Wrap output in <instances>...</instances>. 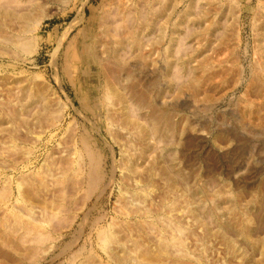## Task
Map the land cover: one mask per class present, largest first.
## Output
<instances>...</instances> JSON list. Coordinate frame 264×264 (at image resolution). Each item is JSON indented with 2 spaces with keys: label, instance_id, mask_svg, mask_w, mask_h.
<instances>
[{
  "label": "rangeland",
  "instance_id": "374dc122",
  "mask_svg": "<svg viewBox=\"0 0 264 264\" xmlns=\"http://www.w3.org/2000/svg\"><path fill=\"white\" fill-rule=\"evenodd\" d=\"M82 1L84 0H65L64 3L61 1L58 3L52 2V0H13L15 4L9 1L16 8H14L16 12L32 13H30V20L24 23V25L27 24V33L22 35L27 38L26 45L23 44L16 48L0 40V121L4 123L0 127V195L6 193L5 196L8 197L0 196L2 198L0 200V213H2L0 214V223L2 222L0 232L4 231V234L0 233V237L2 236L0 238V264H28L26 263V255H23L26 254L25 247L21 243L20 246L16 242L17 237H12V233L8 231L13 225L11 220H15V217L20 219L19 222H23L25 219L24 222L30 221V224L43 222L39 227L53 235L50 240L55 242L48 241L45 244L46 246L51 245V247L44 245L45 247L41 248L48 249H45L46 252L43 250L45 253H42L44 262L41 260L40 264H264V138L255 142L245 136L242 137L235 125L234 119L236 116L232 109L233 104L237 101L241 104L245 102L255 104L257 119L261 118L264 122V86L256 74L251 78L248 69L249 64L256 63L255 60L258 58L254 53L256 50L254 32L256 30L250 23L251 20V22L254 21L253 18L256 17L258 12L256 11L257 13L253 16L251 8L254 9L257 5L262 6L264 0H252L251 6L249 5L247 9L245 8L250 0H228L227 3V0H220V6L219 4L216 5L217 9L221 6L223 9L227 8L225 25L226 27L231 26L233 30L230 28L232 31L228 29L230 31L225 32L227 38L229 35L228 42L225 38L221 37V39L220 36L216 35V39H213V44L206 52V55L207 53L210 54L207 55V59L213 61L211 75L204 74L201 76L199 73L203 92L216 100L212 117L213 123L211 122L209 126H206L204 122L196 120L191 115L190 109H188V103L181 100L180 112L177 113L178 117H175V121H177L179 126L177 127L180 131L182 126L183 129L190 128L188 130L189 139L194 140L195 146L198 144L191 151L187 150L186 155L188 156L190 152L191 157L192 155L198 157L194 160L195 164L189 166L184 164V160L183 162L176 159L175 167L178 168H175V170L183 175L177 177L179 180L175 178L174 182H171L165 175L154 169L144 171L145 173L140 176V180L136 174L129 178L131 174L128 173L126 167L129 166L134 157L131 155L133 154V147L129 145V138L124 137L126 136L125 132L120 131L118 126H112V128L107 126L108 129L101 128L98 131L95 128L93 129L88 116L79 107L73 90L67 83L54 80V74L59 73V70L56 71L52 64L57 39L61 37V33L67 24L75 17L76 13L74 11L80 7ZM98 1L94 0L93 5L95 6ZM205 1L200 0L199 7L205 6L206 10L211 9L209 10V19H211L214 17L216 9L214 10L211 6L205 5ZM36 3L37 6L39 4V9L35 5ZM235 5L236 8H234ZM48 10L57 12V14L53 17L43 18L39 21V26L34 25V22L37 21L36 15L39 14V18L41 12L44 13ZM258 10L260 11V8ZM85 13H88V7H85ZM3 21L4 23L7 22V25L4 24V28H0V37H4L3 33L5 32L7 34L9 32L11 34L19 32V23H14L17 21L11 22L12 19L9 18L3 19ZM73 32L70 34L71 36L74 34ZM184 33L181 30L179 35L182 37L185 35ZM29 45L30 47H28ZM194 45L195 42L192 41L191 47H195ZM253 54L257 57L254 58ZM215 56L217 57L215 58ZM219 62L221 63L218 65ZM205 79L207 83L204 81ZM25 80L32 82L35 87L42 86L40 88H43L42 95L47 101L49 112H53L51 116L58 121L52 117L51 120L45 122L41 120L39 124L31 120L29 115L25 116L26 113H24L23 115L29 119L28 123H31L27 125V128L23 126L20 120L12 119V109L15 108L13 104L17 101L20 87L26 84ZM9 99L10 102H8ZM221 119H223L222 122H225L223 128L218 124ZM74 128L75 133L81 131L82 128L91 131L89 135L92 136V139L96 141V146L101 148L104 152L103 155H105L103 160L105 185L101 191H96L87 198L83 196L82 188H79V190L75 188L78 185L75 186L74 180L73 183L69 179L70 177L63 178L59 174L60 169H62L60 157L65 156L66 158V152H59L70 146V143L67 142H70L68 141L70 131ZM115 129L116 131L119 130L116 132ZM110 132L112 135H109ZM178 137L179 134L176 138ZM125 138L128 142L125 141ZM124 144H128V148ZM259 148L260 150H258ZM227 149L229 152L225 153ZM222 157L224 158L222 159ZM201 158L206 160L207 164L209 162V166L211 165L212 170L209 171L212 172H209V176L206 175V168ZM248 165L252 166L251 171L246 170ZM57 168L58 170H56ZM37 184H45V187L39 185L38 188ZM75 205L76 207H73ZM133 206L135 208H132ZM45 212L48 214H45ZM7 215H12V219L10 220ZM14 215L18 217H14ZM49 215L56 216L51 224L49 221L45 222L46 216L49 218ZM22 216L23 218H20ZM32 216H35L34 219ZM167 218L168 221H166ZM53 221L54 224H59L56 226L57 229L54 227ZM3 228L7 230H3ZM12 229L16 231L14 232ZM12 229L13 233H17V236L20 235V228L16 229L15 225ZM99 231L105 232V240L112 237L113 241L110 239L102 243L99 238ZM38 233L41 232L38 231ZM109 235L111 236L109 237ZM1 240L3 243H1ZM6 242L10 244H8V247ZM62 247H66V249ZM70 254L72 257L75 254V257L72 258ZM48 259H50V263Z\"/></svg>",
  "mask_w": 264,
  "mask_h": 264
},
{
  "label": "bare ground",
  "instance_id": "6f19581e",
  "mask_svg": "<svg viewBox=\"0 0 264 264\" xmlns=\"http://www.w3.org/2000/svg\"><path fill=\"white\" fill-rule=\"evenodd\" d=\"M9 1L13 2V0H0V28L1 29L4 28V24L7 25L6 24L7 22L4 23L3 19L9 18V19H12L11 22L17 21L14 23L15 24L19 23V25H20V27L18 28L19 32L16 34H11L9 32L11 36L8 35L9 33L7 34V32H5V33H3L4 37L1 36L0 40H2L5 44L11 45V46H14L17 48V46L27 44V43H25L27 41V38L23 37L22 34L27 33V29H26L27 24L24 25V23L25 22L27 23V21L30 20V18H29L31 15L30 13H32V12H30V13L28 12V14L27 13H25V14L18 13L15 11L16 8L14 7V5H11ZM54 1L58 2V3L61 1L64 3L65 0H52V2H54ZM93 2H94V0L82 1V3L79 5L80 7L78 9H75V11H74L76 13L75 17L70 21L69 24H67L66 28L61 33V37L59 39H57L58 41H57V43L55 45L56 47L54 49L55 56H54V59L52 60L53 61L52 64H53V67L56 69V71L59 70L60 74L55 73L54 74V80L57 82L63 81L65 83H67L69 85V87L71 88V90H73L74 96L78 101L79 107L81 108L83 113L86 116H88V119L92 123L91 127L93 126V129L95 128L98 131L101 128L102 129L103 128L108 129L109 127L112 128V126H114V127L118 126V128H120V131L123 130L125 132L126 136H124V137L129 138V141H130L129 145L133 147V149H132L133 154H131V155H133V157H134L132 159V161L129 163L128 167H126V165H124L126 167L128 173L131 174V176L129 178H131L132 176H134V174H136V175H138L139 180H140V176L143 175L146 171H148L147 169H149V170L154 169L155 171L161 172V174L165 175L167 177V179H169L171 182L172 181L174 182L176 179H178L177 177H181V175H183V174H180V172H178L177 170H175V168H178V167H175L176 166V164H175L176 159H179L182 161L184 160L185 161L184 164L189 166L190 164L191 165L195 164L194 160H196L198 157V156L196 157L193 155L191 157L190 152L188 153V156L186 155L187 150L191 151L198 144L195 146V142H193L194 140L191 141V139H189L188 130L190 128L186 127L183 129V126H182L181 131L178 129L179 126L177 125V121H175V117H178L177 113L180 112L179 108L181 106L180 105V103L182 102L181 100H184L185 102L188 103V106H189L188 109H190L191 115L196 120H199L200 122H204L206 124V126L207 125L209 126V123L212 122L213 110H214V107L216 104V100L212 99L209 95H206V93L203 92V88H201L202 83H201V78L199 76V73L201 74V76H203L204 74L205 75H211L210 73H212L211 70L213 67L212 66L213 61L211 62V61H209V59H207L208 58L207 55H210V54L207 53V55H206V52L209 50L210 45L213 44L212 42H213V39L216 37V35L220 36V38L221 37L225 38V40L227 42L229 40V35L227 38L226 33H228V31H230L232 28H231V26L226 27V25H225L226 14H227L228 10H227V8L223 9L222 6H221V8L218 7V9H217L216 5L219 4V6H220V2H221L220 0H206L204 2L205 5L211 6L212 9H214V10L216 9L214 11L215 12L214 17L209 19L210 18L209 17L210 16L209 10H211V9L206 10L205 6H203L204 8L203 7L200 8L199 7L200 0H99L95 6L93 5ZM227 2H228V0L226 1V3ZM262 2H264V1H262ZM18 3H20V2H18ZM32 3H35V2H32ZM251 3H252V0H250V2L248 3V5L245 9L249 8V5ZM13 4H15V3L13 2ZM35 5L37 6V3ZM38 6H39V4H38ZM225 6H227V4H225ZM228 6H230V5H228ZM255 6H256V4H255ZM85 7H88V13L87 14L85 13ZM231 7H233V6H231ZM258 7H259L258 5H257V7H254V9L250 7L253 16L257 12L259 13V14L257 13L256 17L253 18L254 19L253 22H251L252 20L250 21L251 26L255 27L254 30H256L254 32L255 36H256V40H255L256 41V43H255V46H256L255 49L256 50L255 51L253 50V51H254L255 55L258 56V58L255 60L256 63L249 64L248 69H249V75L251 76V78L253 75L256 74V76L259 78V81L264 86V4L259 7L260 11L258 10L259 9ZM234 8H236V5L234 6ZM34 9H36V8H34ZM38 9H39V7H38ZM36 13H37V11H36ZM41 13L42 14L40 15L39 18H38L39 14L36 15L37 21L34 22L35 23L34 25H36V26H39V24H40L39 21H41L43 18L53 17L57 14V12H52L51 10L45 11L44 13L41 12ZM234 18H235V16H234ZM6 21H8V20H6ZM234 23H237V22H234ZM28 26H29V24H28ZM227 26H228V24H227ZM234 26H235V24H234ZM16 28H17V26H16ZM228 29H230V30H228ZM181 30L183 32H185L184 33L185 35L182 37L179 35ZM1 31H3V30H1ZM16 31H18V30H16ZM72 32L74 34L71 36L70 34ZM188 39H190V40L187 41ZM236 40H238V39H236ZM192 41L195 42V45H194L195 47H191ZM224 41H222V42H224ZM231 43H232V41H231ZM28 47H30V45ZM20 48H22V47H20ZM7 50H9V48H7ZM231 50H232V48H231ZM252 52H251V54H252ZM11 55H12V53H11ZM224 55H225V52H224ZM255 55L253 54L254 58L257 57V56L255 57ZM212 57H213V55H212ZM216 57L217 56H215V58ZM235 59H236V57H235ZM220 63L221 62H219L218 65ZM224 74H223V76H224ZM206 79L204 81H206ZM204 81H203V83H204ZM212 81H214V80H212ZM25 82H26L25 85H22L21 87L19 86L20 87L19 96H18V94L16 95V97L18 96L16 103L15 102H14L15 104L12 103L15 107L12 109L13 110L12 114H11L12 116L10 115L12 117V119L14 118V119L20 120V122H22L23 126H25V127H27V125L31 124V123H28L29 119L27 117H25L28 115H29V118H31V120L38 122L39 124H40L41 120H43L44 122L47 120H51L53 117V116H51V113H53V112H51V113L49 112L50 109H48L47 101L42 95V93L44 92L43 88H40L42 86L35 87L34 84L32 82H30L29 80H27V81L25 80ZM206 83H207V81H206ZM204 85H205V83H204ZM204 85H203V87H204ZM255 92H258V91H255ZM5 94H7V93H5ZM256 100H257V98H256ZM48 101H49V99H48ZM8 102H10V99ZM254 105L247 103V102H245L244 104L243 103L241 104L237 101V103L233 104L234 107L232 109L235 112L236 118L234 119V122H235V125L239 129V133L242 135V137L245 136L248 139H250L251 141L256 142L258 139L264 138V122L262 121L261 118L257 119V117H258L256 114L257 108ZM18 111L23 112V113L20 114ZM24 113H26L25 116L23 115ZM6 117H7V115H6ZM179 117H180V115H179ZM217 117H216V119H217ZM221 118H222V116H221ZM53 119H55V118L53 117ZM222 120L223 119H221L219 123L217 121L216 122L220 125V127L223 128L225 126V122L224 121L222 122ZM56 121H58V120H56ZM35 122H33V123H35ZM3 124L4 123H2V121H0V127H2ZM43 124L45 125V123H43ZM193 124H195V123H193ZM218 124H216V125H218ZM49 126H50V124H49ZM107 126H109V127H107ZM107 129H105V130L107 131ZM78 130H79V128H78ZM80 130H81V128H80ZM177 130H179V132H177ZM74 131H75V128L71 129L70 136H69L70 138L68 140L70 142H67V143H70V146L66 147V149H63L59 152V153H62V152L65 153L66 152V158H65V156H63L64 158L62 156H61L62 158L59 156L61 159L60 161L62 162V163L60 162V164L62 165V169H60L59 174H61V176L63 178H66V177L69 178L70 177L69 179H71L72 182L74 180V182L76 184L75 186L78 185V187H75V188H77L78 190H79V188H82V190L84 192L83 196H85L87 198L92 193L94 194V192H96V191H101L103 186L105 185L104 184L105 173H104V167H103V160H104L105 155H103L104 152L102 151V149L99 148L98 146H96V141H94L92 139V136L89 135V133L91 131L89 132L87 129H83V128L81 131H78V133H75ZM114 131H116V129ZM107 132L109 133V131H107ZM114 134H116V133L114 132ZM177 134H179L178 138H176ZM109 135H112L111 132ZM196 135H198V134H196ZM8 136H9V134H8ZM126 138H125V141H127ZM124 145H126V144H124ZM127 145H126V147H127ZM260 147L262 148V146H260ZM128 150L131 151L130 149H128ZM258 150H260V148ZM228 152H229V150L227 149L225 151V153H228ZM223 158L224 157H222V159ZM209 161H210V159H209ZM195 162H197V161H195ZM202 162L204 163L203 165L206 168L205 169L206 175L209 176L210 175L209 172H212V171H209V170H212V168H210L211 165L209 166L208 165L209 162L207 164L206 160L202 159ZM212 164H217V163H212ZM250 165L246 166V170L252 169V166H250ZM58 168L56 170H58ZM46 170H48V169H46ZM54 170H55V168H54ZM214 170H215V168H214ZM213 172H215V171H213ZM111 174H110V176H111ZM46 175H45V177H46ZM226 175H228V174H226ZM40 176H41V174H40ZM234 177H235V175H234ZM34 178H35V176H34ZM42 178H44V177H42ZM22 179H23V177H22ZM39 179H40V177H39ZM39 179L37 178V180H39ZM144 180L146 181V179H144ZM60 181H61V179H60ZM39 182H40V180H39ZM109 182H111V181H109ZM183 183H184V181H183ZM39 185L37 186L38 188H39ZM44 185H40V186L45 187ZM59 187H60V185H59ZM50 188H52V187H50ZM72 190H73V188H72ZM8 192H11V191H8ZM17 193H18V191H17ZM41 193H43V192H41ZM67 193H70V192H67ZM5 194L3 195V193H2L0 196L3 197V196H5ZM20 195H22V194H20ZM72 195H70V196H72ZM96 196H97V194H96ZM5 197H7V195ZM0 200H2V198ZM3 200H4V198H3ZM60 200H62V199L60 198ZM81 200H82V198H81ZM124 200L128 201L126 199H124ZM57 201H59V200H57ZM224 203H225V200H224ZM1 204H2V202H1ZM199 206H201V205H199ZM73 207H76V205ZM115 207H118V206H115ZM132 208H135V207L133 206ZM43 211H45V210H43ZM46 213L47 212H45V214ZM0 214H2V213H0ZM32 214H34V213H32ZM127 215H129V214H127ZM9 216H8V218L11 220L13 216L12 215L10 217ZM15 216H17V215H14V217ZM49 216H48L49 218H47V216H46L47 220L45 219V222L47 223L49 221L51 224L52 220H54L56 216H53V215L52 216L49 215ZM69 216H71V215H69ZM85 216H84V218H85ZM34 217H33V219H34ZM204 217H206V216H204ZM5 218H6V215H5ZM20 218H23V216ZM21 220H23V219H21ZM24 220H23V222L22 221L19 222L20 221L19 218L16 219V217H15V220L12 219L11 222L13 223V225H12V223H10V225H12V226L10 229H8V231H10L12 233V237H17L16 242H18V244L21 243L25 247L24 249L26 251V254H23V255H26V257H25L26 261H27L26 263H28V264H40L41 260H43V262H44V258L42 259V253H44L43 250L45 251V249H48V248H44V249H41V248L45 244H47L48 241L49 242L52 241L50 239L52 238L53 235L50 232L44 231L42 227H41L42 229L39 227V225H41V223H43V222H41V223L39 222L40 224H36V223L30 224V221L27 220L28 222L25 223ZM5 221H6V219H5ZM5 221H3V222H5ZM166 221H168V218ZM166 221H165V223H166ZM16 222H17V224H16ZM143 222H145V221H143ZM1 223H0V225H1ZM68 223H69V221H68ZM53 224H54V221H53ZM15 225H16V229L20 228L21 233H19L20 234L19 236H17L18 235L17 233L12 232V230L14 229V228L12 229V227H15ZM54 225H55L54 227H56L59 224H54ZM90 226H91V224H90ZM168 226H170V225H168ZM166 227H167V225H166ZM52 229H53V227H52ZM56 229H57V227H56ZM80 229H82V228H80ZM169 229H167V230H169ZM3 230H7V229L3 228ZM13 231L15 232L16 230H13ZM38 231H40L42 234L38 233ZM54 231H55V228H54ZM3 232H0V233L4 234ZM107 233H109V232H107ZM158 233H160V232L158 231ZM98 234H99V238L101 239L102 243H105L103 241H107V240H110L112 238L111 237L110 239H107L111 236V235H109V237L106 238L107 240H105L106 234L104 231H99ZM181 234H183V233H181ZM247 235H248V233H247ZM3 236H5V235H3ZM7 236H8V234H7ZM224 236L226 237V235H224ZM9 237H10V235H9ZM59 238H60V236H59ZM159 238H160V236H159ZM111 241H113V240L111 239ZM226 241H228V240H226ZM52 242H55V241H52ZM169 242H170V239H169ZM1 243H3L2 240H1ZM8 244L6 242L7 247H8ZM21 244H20V246H21ZM47 246L51 247V245H47ZM109 246H110V244H109ZM62 248L66 249V247H62ZM105 249H106V247H105ZM108 250H110V249H108ZM47 251H49V250H47ZM131 253H133V252H131ZM74 255H73V257H75ZM71 257H72V255H71ZM69 259H71V258H69ZM159 259H160V257H159ZM49 260L50 259H48V261ZM49 263H50V261H49Z\"/></svg>",
  "mask_w": 264,
  "mask_h": 264
}]
</instances>
